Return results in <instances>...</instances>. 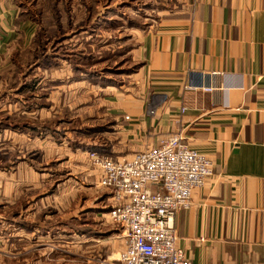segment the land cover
I'll list each match as a JSON object with an SVG mask.
<instances>
[{
    "label": "crops",
    "instance_id": "1",
    "mask_svg": "<svg viewBox=\"0 0 264 264\" xmlns=\"http://www.w3.org/2000/svg\"><path fill=\"white\" fill-rule=\"evenodd\" d=\"M31 1L36 7L37 1ZM175 2L177 8L143 32L131 50L138 68L127 76L129 89L123 95L84 77L73 75L69 82L70 73L59 81L69 83V91L89 83L100 92L113 89L104 99L105 110L115 120L121 118L122 133L142 149L181 133L189 148L212 161V176L175 218L178 246L190 264H264V0ZM31 10L22 0H0V124L3 117L16 122L23 113L22 79L15 69L24 67L28 57L33 60L29 68H69V59L49 55L48 46L65 47L71 37L85 33L84 27L76 32L59 24L43 27ZM42 36L39 58L37 39ZM153 106L156 112L150 117L147 110ZM13 128L3 127L2 133L16 137ZM11 166L0 168V229L14 232L12 244L19 254L12 264H104L118 256L123 241L117 231L111 227L87 235L78 219L60 224V244L66 250L61 262L45 257L53 251L39 260L37 244L48 243L46 235L38 236L39 229L48 227L47 219H36L39 174L20 157ZM87 176L97 185L94 171ZM92 210L95 223L112 224L109 209L105 214L101 207ZM7 258L1 248L0 264H10Z\"/></svg>",
    "mask_w": 264,
    "mask_h": 264
},
{
    "label": "rangeland",
    "instance_id": "2",
    "mask_svg": "<svg viewBox=\"0 0 264 264\" xmlns=\"http://www.w3.org/2000/svg\"><path fill=\"white\" fill-rule=\"evenodd\" d=\"M36 1V7L31 0H22V4L32 9L33 16L36 15V20L43 27L49 23L53 27L59 24L70 26L73 32L84 27L85 33L74 38L67 37L71 40L65 47L54 45V42L50 43L53 44L52 48L48 46L49 55L69 59V68H29V60L31 64L33 60L28 57L23 61V65L26 63L24 67L15 69V76L22 79L23 113L16 122L4 117L1 119L0 168H13L14 158L20 157L21 162H26L29 168L39 174L36 194L39 212L36 219H47L48 227L39 229L38 236L46 235L49 244H37L38 258H42V253L53 251L45 257L54 258L55 263H60L61 253L66 251L60 244V231L63 229L60 224L65 221L77 222L79 219L85 225L87 235L94 231L104 233L111 227L121 234L120 227L113 222L110 224L100 220L99 224L95 223L96 215L92 209L101 207L105 214L113 204L107 191L98 188L95 181L87 176L93 172L88 154L93 152L121 160L130 158L142 147L129 142L125 133H122L121 118L115 120L107 114L104 99L111 97L113 89L100 92L89 83L83 90L77 86V90L69 91V83H60L59 79L70 73L69 82L74 81V76L84 77L91 83L101 82L102 89L113 86L118 91L116 93L123 95L129 89L127 76L138 68L131 50L137 46L143 32L156 26L177 5L175 0ZM37 43L39 58H42L40 49L44 47L45 37L37 39ZM77 44L80 46L77 47ZM71 65L78 68L72 69ZM40 78L44 80L38 83ZM50 78L54 83H50ZM31 92L37 98H30ZM13 125L16 134L22 135V138L2 133L3 127L14 132ZM19 139H22L21 143ZM80 223L75 225L80 226ZM11 230L7 228L6 232H1L0 229V238L6 243L4 247L0 245V249L7 259H11L8 260L10 264L15 254H19L12 244L14 232H7ZM45 263L42 261L40 264Z\"/></svg>",
    "mask_w": 264,
    "mask_h": 264
},
{
    "label": "built area",
    "instance_id": "3",
    "mask_svg": "<svg viewBox=\"0 0 264 264\" xmlns=\"http://www.w3.org/2000/svg\"><path fill=\"white\" fill-rule=\"evenodd\" d=\"M155 108H148L147 115L154 116ZM88 159L97 187L112 196L108 217L120 227L123 241L118 256L104 264H190L178 246L175 218L212 176V161L189 148L181 133L128 159L93 152Z\"/></svg>",
    "mask_w": 264,
    "mask_h": 264
}]
</instances>
